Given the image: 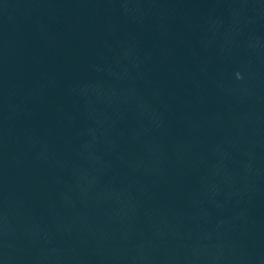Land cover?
<instances>
[{"label":"water","instance_id":"1","mask_svg":"<svg viewBox=\"0 0 264 264\" xmlns=\"http://www.w3.org/2000/svg\"><path fill=\"white\" fill-rule=\"evenodd\" d=\"M0 264H264V0H0Z\"/></svg>","mask_w":264,"mask_h":264}]
</instances>
